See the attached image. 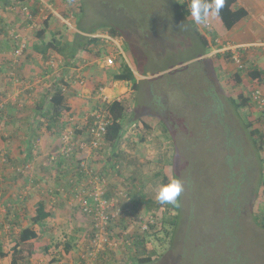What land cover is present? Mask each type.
I'll return each mask as SVG.
<instances>
[{
    "label": "rangeland",
    "instance_id": "374dc122",
    "mask_svg": "<svg viewBox=\"0 0 264 264\" xmlns=\"http://www.w3.org/2000/svg\"><path fill=\"white\" fill-rule=\"evenodd\" d=\"M181 1L25 0L23 6L20 3L7 5L1 1L0 26H4L2 34L8 38L9 44L12 33L24 35L27 44L35 40V32L48 14L46 41L53 35L59 41L73 40L75 29L83 33H104L111 25L118 28L122 41L120 39L117 44L110 41L106 52L98 57L89 52L88 56L95 60L102 56V63V58L108 53L114 55V50L124 49L130 68L134 66L137 71L146 73L141 75L134 71L137 89L125 81L121 85L129 89L125 93L121 89L115 94L116 87H112L114 94H109L111 97L100 89L98 94L91 92L86 116L83 114L85 120L101 105H97L98 100L111 101L123 96L128 108L125 125L143 113L159 118L151 131L142 130L138 120L132 121L138 126L130 125L129 131H124L117 146L119 155L113 164L114 155L105 152L109 147L104 146L99 151L105 162L93 164L91 156L82 166L83 154L75 142L78 138L88 140V132H83L84 136L77 134L72 123L62 127L59 140L64 132L72 137L69 155L64 156L70 160L71 166L59 173L56 171L58 156L51 160V153L46 155L49 169L59 173L57 176L62 183L50 186L51 194L48 196L39 195L44 209L50 212V216L42 221L44 227L41 230V225L32 222L36 202L31 204L29 197L37 193V183L42 179H38V172L28 163L17 161L15 132L8 146L3 144L7 138L4 110L6 107H18V85L21 83L14 84L9 80L10 75L17 74L12 61L13 47L4 51L0 49V241L6 254L11 252L10 247L20 228L32 225L49 249L24 264H85L82 254L92 243L94 218L83 212L77 192L89 180L84 173L86 168L91 170L92 176L97 175L104 180L105 195H115L118 200V204L108 210L106 227L110 245L96 253L94 264H137L139 252L128 238L131 234L143 232L146 216L156 221L154 230L160 228V239L154 235L148 237L145 245L152 254L150 261L144 264H264V227L252 219V202L264 170L259 168L258 153L254 152L251 139L242 125L245 111L236 112L237 116L228 97L229 93L235 94L240 90L230 88L227 81L235 67L231 62H222L225 73L219 76V69L212 66V61L209 62V57L218 50L212 48L208 53H199L201 45L177 7ZM76 7L80 10L77 16L73 13L71 17L66 13ZM23 11L30 12L32 19H27ZM211 15L208 20L210 27L225 34L227 30L223 29L217 16ZM206 26L200 23L199 28L206 33ZM230 45L232 48L236 46ZM1 46L4 44L0 43ZM81 52L77 51L76 55ZM181 62L187 65L174 73L167 72L169 66L178 67ZM113 63L115 67L102 64L96 80L104 81L103 86L107 89L111 82L106 80L118 71L117 62ZM7 64L9 68H6ZM152 72L162 75L153 78ZM92 76L93 82L89 76L82 75V79L94 90L97 83L95 75ZM245 77L250 78L248 75ZM6 82L8 88L4 89ZM251 83L253 86L257 84L252 80L242 89L248 90ZM210 88L214 97L207 95ZM250 114L252 120L256 118L252 115L253 109ZM60 146L58 144L53 151L56 152ZM44 166L40 164L39 170ZM42 174L44 179L46 172ZM162 174L176 180L180 202L179 223L175 225L174 234L169 233V239L163 229L170 231L174 225L168 221L162 224L163 211L155 206ZM124 191L129 192L128 200L123 198ZM168 214L165 215L167 220L170 218ZM150 229L148 226L145 230L148 233ZM65 242L71 246L66 253L62 249ZM0 264H9V259L0 257Z\"/></svg>",
    "mask_w": 264,
    "mask_h": 264
},
{
    "label": "trees",
    "instance_id": "16d2710c",
    "mask_svg": "<svg viewBox=\"0 0 264 264\" xmlns=\"http://www.w3.org/2000/svg\"><path fill=\"white\" fill-rule=\"evenodd\" d=\"M1 1H3V4H7V5H9L10 3L12 5L14 3H20V5L23 6V3H25V0H0V3H2ZM177 7L180 11L182 19H186V21L190 25V29L192 33H194L197 40L199 41L201 45L199 53L202 54L208 53L209 50L212 48L219 49L224 41V35L226 34V33L222 34V32L216 31L215 29L210 27V23L208 20L210 19V16H212L211 14L214 13L217 16L220 24L223 26V29L227 31H229L240 19L244 18L247 15L246 9L240 6L237 0H182ZM77 8L78 7L72 8V10L66 13L71 15V17L73 16V13L75 14V16H77V11H80L77 10ZM26 18L31 19L28 17ZM43 21H44L43 27L37 29V31L35 32L36 38L34 41H32V48L39 53L46 54L49 50H53L62 56L64 55V57L66 56L75 57L77 51L82 50L84 52H87V54L88 52L94 53L95 56L98 57L104 51L106 52V49L104 47L101 48L102 45L99 46L100 43L98 38H94L89 35L87 36L82 35L77 32H74L75 35H74V39L71 42L72 43L71 46L67 45L65 41H59L58 39H55L54 35L50 38V40L46 41L45 32L49 26L48 24L49 17H47ZM200 23L207 25L206 33L200 30L199 28ZM3 27L4 26H0V32H2ZM108 32L112 36L121 34L119 29L113 25H111L110 28H108ZM236 49L239 52V56H240V63H241L240 66L236 65L233 62L232 49L216 51L213 55L209 57L210 59L209 62L212 61V66L217 67L219 69L218 70L219 76H222L225 73L224 69L222 68L223 65L221 66L222 62L224 63L231 62L235 67L234 71L230 75L231 77L228 78L227 81L230 83L228 84L230 88L232 89L239 88L240 90H238L235 94L229 93L228 97L230 99L232 107L234 108L235 114L240 110L245 111L246 117L245 116L244 117L246 119H244V117L242 118L243 119L242 125L244 129L247 131L249 138L251 139L254 152L256 151L258 153V155H256V158L259 164V168L261 167V171H262L264 170V157H263L264 114H262L258 110L259 108L257 109L258 116H256V118H254L253 120L249 117V114L250 112L252 113V109L253 110L255 109V105L253 104V100L250 95L251 90L255 86L263 88L264 73L262 70L258 69V66H256L253 63V61L251 60L249 61L247 59L246 50H242L240 46H237ZM213 60H215L217 63L215 64ZM117 65H118L117 68L118 71L112 74V80H124L131 82L130 85L131 88L137 89L138 82L133 73L135 70L137 71V69L134 66L130 68V66L125 62L119 63L117 61ZM137 72L141 75H145L146 73L143 71L142 72L137 71ZM245 75L246 76L248 75L250 78L249 79L246 78ZM252 80H255L257 84L253 86L251 83V87H249L248 90L242 89L243 87L249 86ZM64 86H66V84L62 80H60L58 83L56 82L53 86L52 89L53 91L44 94L45 96H43V98L38 102V107L40 109L42 104L45 102L43 101L44 97H46L47 109L41 112L42 117H48L52 121H56V119L57 120L60 119L61 112L65 109V105H66L64 102V95H63ZM102 86L103 83L98 82L95 85L94 90H92V93L97 94L96 92H98L100 87ZM207 95L211 97L215 96L211 88L208 89ZM108 96L111 97L110 95ZM125 102H126L125 96L108 102L105 101L103 102L101 100H98L97 102V105L98 103L101 104L99 105V108L101 107L102 109L106 110V112L110 115L111 118V122L107 125V131L104 135V141L105 144L111 146V150L107 151L105 149L106 150L105 152H108L109 155L111 156L114 155L113 156L114 160H111L112 164L115 162L116 158H118L119 151L117 150V146L120 140L123 138L122 135L124 131L127 130L125 128V116L128 112V108ZM158 119L156 118V116H150L149 114L143 113L139 117L133 118V120L132 119L131 120L132 121L138 120L142 130L151 131L157 125ZM256 122H258L259 124L256 125ZM90 123H91V117L89 116L83 125V132L85 131L88 132ZM136 126L138 125L136 124ZM165 129L166 128H163L162 130L166 131ZM81 130H75V132L77 134H81L80 132ZM135 130L139 131L137 128H135ZM140 139L143 140V137L140 136ZM101 150H103L102 147ZM106 161L109 162L110 159L106 157ZM101 168L105 169L103 166H101ZM261 175H262V179H259L258 181L259 187L255 191L254 199L252 202L253 204L252 219L255 224L264 227V176H263L264 174L261 173ZM160 183H161V189L156 199L155 206L159 207V209H162L163 211V214H161V219L163 220L161 221L162 224L164 223V221L166 222L168 221V223L174 225L172 227V230L170 231L167 230L166 228L163 229V232L166 233L169 239L170 237L169 233L172 232L174 234L176 230L175 225H178L179 223V217H178V213L180 209L179 194H178L176 180L174 178L172 179V177L170 176L168 177L166 174H162L160 177ZM167 213H169L168 215L170 217L168 220L165 219V215ZM48 216H50V212L44 209L43 202L41 201L37 202L35 207V215L32 217L33 224L41 225L42 221ZM156 225H157L156 221L152 222L148 225L149 228H151L150 232L147 233L146 230H143L141 234H136V233L134 235L131 234L130 238H128L130 240V243H132L135 249L139 252V255L137 256V264H144L146 261H150L151 259L152 250L148 249L145 243L147 242L148 237L152 235L160 239L158 237V231L160 230V228L154 230ZM70 247H71L70 243L65 242L62 249L66 253L68 252ZM40 248H42L43 251H40ZM1 249L2 246L0 241V255L3 256L4 253L2 252ZM10 249H11L10 250L11 252L9 253L11 256L10 264H19L20 262L24 264L27 260L31 258H38L42 256L43 253L48 252L49 245L44 243L40 239L38 230L34 226L29 225L20 228V230L17 232V236L14 239ZM97 264H101V263H97Z\"/></svg>",
    "mask_w": 264,
    "mask_h": 264
},
{
    "label": "crops",
    "instance_id": "0c3cea01",
    "mask_svg": "<svg viewBox=\"0 0 264 264\" xmlns=\"http://www.w3.org/2000/svg\"><path fill=\"white\" fill-rule=\"evenodd\" d=\"M237 2L246 9L247 15L226 32L224 35V42L228 45L240 46L242 50H246L247 59L249 61L254 60L253 63L256 64V66L258 64V69L262 70L264 73V0H237ZM0 34V43L1 45L4 44L3 47H6L3 49L1 46L2 48L0 47V49L2 51L8 50L13 46V41L10 39V45L7 40L8 38H4L5 34H2V32H0ZM19 35L22 38L24 37L22 34ZM32 41L27 44L24 56L19 59L17 64L14 63L16 73L20 77L22 83L18 85L20 91L18 107H6L4 110V125L7 128L5 129L7 138H4L3 144L7 147L10 138H13V132H15V143L19 154L16 156L17 161L24 164L28 163L34 171L38 172V179H42L37 183L39 187L37 193L29 197L31 204L35 202V204H37V202L41 201L39 199L40 194H45L46 197L51 194L49 192L51 191L49 190V188H51L50 186L54 187L62 183L61 178L57 175L71 166V164H69L70 160L65 159L64 156L61 157L62 155L59 154L57 158L58 167L56 169L59 173H56L54 169H49L46 162V155L55 152L53 150L60 144V130L62 127L66 126L67 123H72L76 130L82 129L80 132L82 136H84L83 125L86 122L85 114L87 112L85 109L89 106L88 102L90 99H92L91 92L93 87L86 85L84 78L82 79V75H84V77L89 76L92 82L94 81L92 75H95L96 82V80H98V72H100L102 68V63L92 59L88 56L87 52L84 51L75 57H64V55L62 56L57 52L51 53V57L49 54L47 55V53L42 54L35 51L32 48ZM71 42L72 40H68L66 44L71 46ZM252 55L255 57L252 58ZM6 68H9L8 64ZM60 80L66 84V86L63 87L64 102L66 105L65 109L61 112L60 119L52 121L48 117L41 116V112L47 109L46 97H44L43 101L45 102L40 109L38 107V102L45 96L44 94L50 91L52 92L54 84L56 82L58 83ZM106 81L111 82L110 88L107 89V86H102L100 90H103V92H106L108 95L111 93L114 94L112 92V87H116L115 94L121 91V89H123V93L129 90L126 86H121L125 82L124 80H112V76H110ZM95 82L94 84L98 83ZM5 84L6 86L4 89H7L8 82ZM29 84L31 86H29ZM96 93L98 94V92ZM252 115L254 117L258 116V111L254 109V114ZM258 124L259 123L256 122V125ZM125 126L126 129H128L127 131H129L130 128L128 123ZM98 158L99 160H97ZM104 159L105 157H102L101 152L96 150L90 161L94 160L93 164L101 165L100 162H104ZM40 164L45 165L41 171L39 170ZM53 165L55 166V163H53ZM44 172H46V174L43 179L42 173ZM41 199L42 201L45 200L44 198ZM41 226L42 230L44 224H41ZM2 252L4 255H0V257L8 258L10 264V254L8 253L5 257L6 252L4 250H2Z\"/></svg>",
    "mask_w": 264,
    "mask_h": 264
},
{
    "label": "built area",
    "instance_id": "2783aa9c",
    "mask_svg": "<svg viewBox=\"0 0 264 264\" xmlns=\"http://www.w3.org/2000/svg\"><path fill=\"white\" fill-rule=\"evenodd\" d=\"M23 9H25V7ZM25 15L26 17L31 18L30 12H26ZM91 36L106 41L110 40L115 42L116 44L118 41L117 39L111 38L110 36L104 33H95ZM11 39L13 41L12 61L17 64L19 59L25 54V51L27 49V42L25 40V37L22 38L18 33H12ZM236 48L237 46L232 48L231 45H228L227 43H222L221 47L216 50L222 51L232 49L233 62L236 65L240 66V56ZM113 61L114 56L109 55L105 57L104 64L105 66H111L114 64ZM9 80L14 84L22 83L21 79L15 74L10 75ZM250 95L255 107L257 109L259 108L258 110L262 114H264V88L255 86L251 90ZM89 116L91 117V123L88 129V140L83 141L78 138V140H76L75 142L78 149H80V152H82L83 154V160L81 162L82 166L85 165V163L87 164V160L93 155L96 150L100 149L103 145H105L104 135L107 131V125L111 122L110 115L106 112V110L102 109L101 107L95 108L89 114ZM88 117H86V119H88ZM131 125L134 126V123H132ZM60 144L61 146L58 148V150L50 155L51 160H54L59 154L65 157L69 155L70 146L73 144L72 137L70 136V134L68 135L67 132H64L61 136ZM108 147L110 151L111 147L109 145ZM84 173L85 175L89 176V180L79 187L77 197L79 196L78 202L79 205L82 206L83 212L92 215L94 218V232L92 243L88 247V251L82 254V258L85 261V264H94L93 260L96 257V253L100 249H103L105 246L110 245L109 234L106 227L107 220L109 218L108 210L116 206L118 204V200H116L115 195H111L110 197H107L105 195V183L102 178H99V176L97 175L92 176L91 170L88 171L86 168H84ZM124 192L125 193H122L124 195L123 198H125L124 200H128L127 194L129 192ZM151 219L152 218H150V216L148 218L146 216V219L143 220L144 224L142 223V231L147 229L148 225L153 222V220Z\"/></svg>",
    "mask_w": 264,
    "mask_h": 264
},
{
    "label": "clouds",
    "instance_id": "9594fccd",
    "mask_svg": "<svg viewBox=\"0 0 264 264\" xmlns=\"http://www.w3.org/2000/svg\"><path fill=\"white\" fill-rule=\"evenodd\" d=\"M48 9H49V7H48ZM49 15V14H48ZM48 15H46V16H44L45 18L44 19H46L47 17H48ZM60 15V14H59ZM44 22V21H43ZM63 23H65V22H63ZM67 25H70V23H66ZM41 27H43V24H42V26ZM41 27H39V28H41ZM106 29V28H105ZM73 32H76V29L75 30H73ZM77 33H79V34H82V35H89V36H91L92 34H95V33H103V32H94V33H91V34H89V33H83L82 31H78ZM104 34H107L108 36H110L111 38H114V39H117L118 41L121 39V41H122V37H121V35H115V36H112V35H110V33L108 32V29H106L105 31H104ZM92 37V36H91ZM94 38H97V37H94ZM99 39V46L100 45H102L105 49H108L106 46L108 45V43L110 42V40H108V41H106V40H103V39H100V38H98ZM114 50V49H113ZM55 53V51H53V50H51V51H48L47 52V55L49 54V56H50V54L51 53ZM114 52H115V54L113 55L112 53H108V55H105L103 58H102V64L105 66V64H104V59H105V57H107V56H109V55H112V56H114V61H116L117 62V59H121V61H118L119 63H121V62H125V63H127L129 66H130V64H129V62H128V60H127V58H126V54H125V50L123 49L122 51H117V50H114ZM26 53V52H25ZM102 55V54H101ZM102 57V56H101ZM101 57L99 58V60H98V62H100L101 61ZM111 66H113V67H115L116 65H111ZM111 66H105V67H111ZM132 67V66H131ZM117 68H118V65H117ZM133 69V68H132ZM136 71V70H135ZM179 71V70H178ZM134 73V72H133ZM174 73V72H173ZM16 76H18V74H15ZM135 75V74H134ZM19 77V76H18ZM20 78V77H19ZM136 78V77H135ZM126 82H128V81H126ZM108 102V101H106V100H103V102ZM255 109L257 110V108L255 107ZM134 123V126H136L135 125V122H133ZM132 124V121H129L128 122V126L130 127V125ZM134 126H132L131 125V127H134ZM125 128H126V126H125ZM128 130V129H127ZM108 145V144H107ZM106 144L105 145H103L102 146V149H104V146H107ZM101 149V148H100ZM99 150V149H98Z\"/></svg>",
    "mask_w": 264,
    "mask_h": 264
},
{
    "label": "water",
    "instance_id": "95a60500",
    "mask_svg": "<svg viewBox=\"0 0 264 264\" xmlns=\"http://www.w3.org/2000/svg\"><path fill=\"white\" fill-rule=\"evenodd\" d=\"M200 55V54H199ZM181 65V66H180ZM187 64H183L182 62L181 63H179V66L177 67H175L174 65H171V66H169L168 67V70H167V72L168 73H173L174 71H177L178 69H179V67H185ZM162 75V73H159V72H156V73H151V77H160Z\"/></svg>",
    "mask_w": 264,
    "mask_h": 264
},
{
    "label": "bare ground",
    "instance_id": "6f19581e",
    "mask_svg": "<svg viewBox=\"0 0 264 264\" xmlns=\"http://www.w3.org/2000/svg\"><path fill=\"white\" fill-rule=\"evenodd\" d=\"M108 95V94H107Z\"/></svg>",
    "mask_w": 264,
    "mask_h": 264
}]
</instances>
